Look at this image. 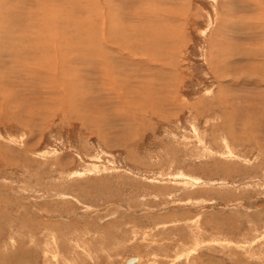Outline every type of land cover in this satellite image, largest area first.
<instances>
[{"label": "rangeland", "instance_id": "1", "mask_svg": "<svg viewBox=\"0 0 264 264\" xmlns=\"http://www.w3.org/2000/svg\"><path fill=\"white\" fill-rule=\"evenodd\" d=\"M134 256L264 264V0H0V264Z\"/></svg>", "mask_w": 264, "mask_h": 264}, {"label": "bare ground", "instance_id": "2", "mask_svg": "<svg viewBox=\"0 0 264 264\" xmlns=\"http://www.w3.org/2000/svg\"><path fill=\"white\" fill-rule=\"evenodd\" d=\"M29 21H30V20H29ZM33 26H34V25H33ZM35 27H36V25H35ZM28 29H29V28H28ZM20 52H21V51H20ZM22 52H23V51H22ZM18 54H19V53H18ZM25 54H26V59H27V58L29 59V57L27 56V52H26ZM25 54H22V55H25ZM30 58H31V57H30ZM33 60H34V57H33ZM35 64H36V63H35ZM17 65H18V64H17ZM37 65H38V64H37ZM18 66H22V67H23V65H18ZM38 66H39V65H38ZM26 67H27V65H26ZM41 68H42V67H41ZM25 69H27V68H25ZM49 69L52 71L54 68H53V69L49 68ZM32 71H34V70L29 69V72H28V73L31 74ZM57 88H58V87H57ZM149 88H150V87H149ZM137 90H139V89H137ZM142 90H143V89H142ZM61 91H62V90H61ZM143 91H145V90H143ZM136 92H137V91H136ZM136 92H135V93H136ZM140 92H141V91H140ZM135 93H134V94H135ZM141 94H142V93H140V95H141ZM146 94H147V93H146ZM139 97H140V96H139ZM142 98H143V97H142ZM141 102H142V101H141ZM137 257H138V256H137ZM140 259H141V258L138 257V261H139ZM138 261H137V262H138ZM137 262H136L135 264H138ZM121 264H123V263H121Z\"/></svg>", "mask_w": 264, "mask_h": 264}, {"label": "water", "instance_id": "3", "mask_svg": "<svg viewBox=\"0 0 264 264\" xmlns=\"http://www.w3.org/2000/svg\"><path fill=\"white\" fill-rule=\"evenodd\" d=\"M138 261V257H130L123 264H135Z\"/></svg>", "mask_w": 264, "mask_h": 264}]
</instances>
